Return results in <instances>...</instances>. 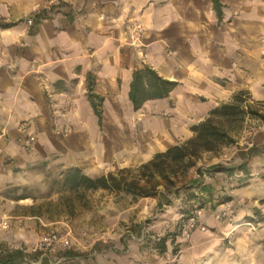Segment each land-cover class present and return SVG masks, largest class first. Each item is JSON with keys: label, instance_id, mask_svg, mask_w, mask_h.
Instances as JSON below:
<instances>
[{"label": "crops", "instance_id": "1", "mask_svg": "<svg viewBox=\"0 0 264 264\" xmlns=\"http://www.w3.org/2000/svg\"><path fill=\"white\" fill-rule=\"evenodd\" d=\"M221 2L219 19L212 0H0V21L11 24L0 26L7 155L20 157L21 142L34 157L68 156L88 175L90 161L139 165L192 137L238 91L264 99V0ZM145 66L177 85L135 110L133 72ZM88 78L103 97L102 126ZM262 183L233 182L235 199L256 205L252 187ZM20 237L0 230L12 248Z\"/></svg>", "mask_w": 264, "mask_h": 264}, {"label": "rangeland", "instance_id": "2", "mask_svg": "<svg viewBox=\"0 0 264 264\" xmlns=\"http://www.w3.org/2000/svg\"><path fill=\"white\" fill-rule=\"evenodd\" d=\"M246 98L253 100L250 95ZM251 104L264 112V99ZM231 134L234 143L205 152L197 166L206 172L215 164H237L253 145L257 150L264 147L260 118L247 116ZM31 136L33 141H29ZM37 139L31 133L26 141ZM3 141L5 134L0 131V222L9 224L1 230L10 231L14 238L21 236L24 243L12 248L3 240L0 254L23 249L25 255L16 264H256L259 258L264 263V207H260L264 183L252 187L261 198L252 205L235 199L239 195L235 197L233 182L225 174H204L202 182L211 186V193L197 191L199 200L174 196L170 205L160 208L154 196L133 198L105 189L65 187L64 173L73 163L68 156L34 157L20 142L25 146L22 155L11 157ZM251 159L259 162L260 156ZM134 166L114 160L104 165L90 161L88 172L99 176ZM188 177L199 178L196 168ZM228 196L232 199L224 201ZM193 217L197 224L191 227ZM50 231L68 236L70 244H58L47 255L35 258L32 249ZM164 236H168L167 251L160 252L156 244Z\"/></svg>", "mask_w": 264, "mask_h": 264}, {"label": "trees", "instance_id": "3", "mask_svg": "<svg viewBox=\"0 0 264 264\" xmlns=\"http://www.w3.org/2000/svg\"><path fill=\"white\" fill-rule=\"evenodd\" d=\"M212 1L221 19L223 4L221 0ZM10 25L0 21L2 27ZM176 85L177 82L165 79L150 66H145L134 70L129 97L134 109L138 110L149 98L168 96ZM248 95L250 94L245 90L238 91L231 101L220 104L205 120L193 125L192 137L156 153L147 162L99 176L88 175L81 168L71 166L64 173L63 184L70 189L92 191L105 189L131 194L133 198L154 196L158 198V206L162 208L170 205L174 196L184 194L188 200H199L201 197L197 191L211 193V186L202 182L201 177L204 174H225L230 178V182H236L237 187L248 185L254 171H257L259 178L264 180V147L257 150L255 145L249 148L248 156L237 164H215L206 172L197 166L198 160L205 152H213L223 145L234 143L236 140L231 131L240 127L247 116L264 121V112L252 106L251 101L254 100L246 98ZM88 97L98 116L99 125L102 126L103 97L94 92V82L91 78H88ZM254 155L260 156L259 162L251 159ZM193 168H196L199 178L188 177ZM225 199L224 201L231 200L232 196ZM167 240L168 236L158 240L156 248L160 252L167 251ZM24 255L23 249L11 251L6 255L0 254V264H16V259ZM32 255L38 258L41 253L35 252Z\"/></svg>", "mask_w": 264, "mask_h": 264}, {"label": "built area", "instance_id": "4", "mask_svg": "<svg viewBox=\"0 0 264 264\" xmlns=\"http://www.w3.org/2000/svg\"><path fill=\"white\" fill-rule=\"evenodd\" d=\"M28 23L31 25L33 23V20L28 19ZM33 140H34V137L31 136L29 138V141H33ZM196 224H197V221L193 217L191 219L190 225H191V227H194ZM8 226H9V224H8L7 220H3L2 222H0V230L5 229ZM202 228L204 229V227H202ZM58 244L68 246L70 244L68 236H61L59 233H57L55 231L46 232L41 236L39 242L32 249V251L33 252H40L41 256H44V255H47L48 251L54 250Z\"/></svg>", "mask_w": 264, "mask_h": 264}]
</instances>
